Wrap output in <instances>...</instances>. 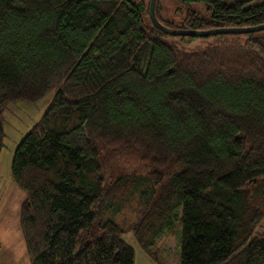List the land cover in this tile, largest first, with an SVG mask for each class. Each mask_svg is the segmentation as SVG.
<instances>
[{"label":"trees","instance_id":"1","mask_svg":"<svg viewBox=\"0 0 264 264\" xmlns=\"http://www.w3.org/2000/svg\"><path fill=\"white\" fill-rule=\"evenodd\" d=\"M175 1L168 28L264 24V0ZM192 38L144 0H0V151L4 106L54 91L11 161L29 264H134L122 237L152 257L180 207L179 264H264V30ZM122 154L147 171L106 181Z\"/></svg>","mask_w":264,"mask_h":264},{"label":"rangeland","instance_id":"2","mask_svg":"<svg viewBox=\"0 0 264 264\" xmlns=\"http://www.w3.org/2000/svg\"><path fill=\"white\" fill-rule=\"evenodd\" d=\"M148 2L149 0H144ZM160 9L158 17L163 21L177 23L183 17L184 11L180 3L175 0H159ZM168 27V26H165ZM169 41H172L169 38ZM212 38L195 37L191 40L179 41L187 48H196ZM54 91L48 92L36 103L24 101L10 102L4 106L1 117V126L4 133L3 147L0 151V233L5 242L18 236L19 207L23 202L24 193L14 184L11 179V161L13 153L21 139L39 121L43 112L50 104ZM103 174L106 181L114 180L123 173L137 172L144 174L147 167L143 166L135 155L122 154L109 161H103ZM261 181H258L260 184ZM158 188V187H157ZM156 188V190H158ZM254 191V190H253ZM182 208H178L171 217V228L159 238L152 249V257L142 252L136 245L131 233L122 237L124 242L134 250L135 264H179L180 243L182 237ZM264 228V220L260 223L256 232ZM6 260L0 261L3 264Z\"/></svg>","mask_w":264,"mask_h":264},{"label":"water","instance_id":"3","mask_svg":"<svg viewBox=\"0 0 264 264\" xmlns=\"http://www.w3.org/2000/svg\"><path fill=\"white\" fill-rule=\"evenodd\" d=\"M155 3L156 0H149L148 5V15L152 25L164 32L165 34L177 35V36H186V37H208L211 35H226V34H247V33H255L264 30V24L246 27V28H217V29H209V30H188V29H172L165 27L162 25L156 17L155 14Z\"/></svg>","mask_w":264,"mask_h":264},{"label":"crops","instance_id":"4","mask_svg":"<svg viewBox=\"0 0 264 264\" xmlns=\"http://www.w3.org/2000/svg\"><path fill=\"white\" fill-rule=\"evenodd\" d=\"M1 233L0 261L6 260L5 262H3V264H29L20 233H18V236H15L14 239L9 240L8 242H5L4 239L2 240Z\"/></svg>","mask_w":264,"mask_h":264}]
</instances>
